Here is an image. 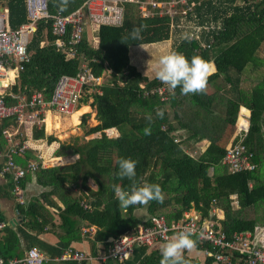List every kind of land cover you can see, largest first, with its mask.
Segmentation results:
<instances>
[{"label": "trees", "instance_id": "16d2710c", "mask_svg": "<svg viewBox=\"0 0 264 264\" xmlns=\"http://www.w3.org/2000/svg\"><path fill=\"white\" fill-rule=\"evenodd\" d=\"M84 0H69L67 10L59 11V0H47L50 13L67 14L78 8ZM188 17L196 24H218L213 30H203L200 39L182 41L173 37L172 49L184 54L189 60L199 55L213 60L215 72L204 92L182 95L180 89L161 100L157 93L143 96L139 88L140 72L129 61V47L167 40L170 35V19L167 16H143L134 3L123 5V19L119 25H100L96 29V45L84 35L78 53L67 59L55 49L51 33V19H41L28 42L30 60L17 71L10 84L14 94L43 89L49 97L52 89L63 75H76L86 60L94 76L105 69L112 84L103 82L85 97L91 98L90 106L96 110L98 123L90 126L86 134L100 132L99 136L60 142L54 151L57 156L78 157L64 165L44 167L35 152L26 150L15 155L20 166L35 160L38 165L28 171L20 184L35 179L42 187L38 196L18 204V221L34 232L53 231L68 246L80 239L81 223L94 225L92 250L101 243L110 245L109 237L133 231L139 224L148 225L152 216H164L167 223L178 220L183 212L194 207L202 217L207 216L211 206L224 211V232L252 230L264 221V0H194ZM8 26L16 29L28 21L25 0H0ZM144 25L140 40H132L133 27ZM210 43L202 47L201 42ZM262 69V73L260 70ZM257 72V74H254ZM259 75V76H256ZM244 78L255 79L253 84L242 85ZM118 78L123 82L119 84ZM148 87L161 84L157 79L145 83ZM17 98L6 97L7 104ZM240 106L250 110L246 131L233 136ZM90 108L86 105L83 112ZM163 112V117L156 115ZM168 110L170 112H168ZM87 114H82L85 122ZM151 115V134L144 135ZM240 116V113H239ZM240 118V117H239ZM14 118L0 119V153L8 149L3 129ZM50 113L42 128L49 132ZM239 125V119H238ZM115 127L117 136H108L104 130ZM43 129L32 127V137L45 138L47 143L56 138L45 135ZM184 131L186 142L209 141L197 157L188 156L178 133ZM50 134V133H49ZM241 139L248 145L255 164L253 170L231 172L222 163L225 149L230 143ZM131 157L138 161L136 181L138 184H158L164 195L163 202L150 201L147 205L121 207L115 197L113 185L128 190L131 181L117 176V160ZM7 173L9 186L13 188L12 174ZM88 179L98 184L96 190L88 186ZM235 194L238 206L232 207L230 195ZM13 195V194H12ZM15 196V195H14ZM214 200V201H213ZM84 201L88 207H84ZM144 208V215L136 211ZM57 217L58 220L55 218ZM56 219V220H55ZM4 237L17 243L11 224L5 223ZM195 239V238H194ZM196 240V239H195ZM197 241V240H196ZM198 242V241H197ZM199 243V242H198ZM201 247L206 244L199 243ZM7 246V244H6ZM9 249H1L4 257ZM187 264H196L184 256ZM160 251L146 254L138 264H160ZM71 264V263H66Z\"/></svg>", "mask_w": 264, "mask_h": 264}, {"label": "built area", "instance_id": "2783aa9c", "mask_svg": "<svg viewBox=\"0 0 264 264\" xmlns=\"http://www.w3.org/2000/svg\"><path fill=\"white\" fill-rule=\"evenodd\" d=\"M194 0H84L73 11L62 14L50 13L47 0H25L28 21L16 29L8 26L5 11L0 7V119L14 118L17 125L28 124L40 127L43 121L42 114L46 109H53L58 113L71 114L79 106L85 86L103 83L100 76H94L88 65L82 64L80 71L74 75H61L56 81L49 97H45L43 89L25 93L14 94L10 84L17 71L23 69L30 60L28 42L36 29V23L41 19H51V33L55 36V49L62 52L65 58H73L78 53L80 42L84 36L85 24L89 23L93 29L100 25H119L123 19V5L134 3L143 16H167L170 19V35L180 37L184 30L196 29L193 39H200L203 30L219 28L218 24H196L188 17L193 10ZM201 42L202 47H209L210 43ZM109 74V72H107ZM102 75V74H101ZM110 76V74H109ZM119 84L123 82L118 78ZM143 96L157 93L161 100H166L170 94L167 85L158 84L147 86L139 83ZM10 95L17 98L13 104L6 103ZM241 126L236 132L246 131ZM3 134L11 146L6 153V161L0 168V174L11 173L13 178L12 193L18 202L22 203L20 181L28 171H34L38 163L29 160L25 166L15 162V155H21L29 148L26 142H14L12 133L6 128ZM178 142V139H174ZM252 152L241 139L228 144L222 157V163L231 172L253 170L255 164L251 161ZM40 158L41 156L38 155ZM232 207H237L235 194L230 195ZM214 201V200H213ZM84 207L88 204L81 202ZM216 206H211L207 216L200 213L191 214L186 210L176 221L167 223L164 216H152L148 225L139 224L135 230L129 231L116 238L111 237L110 245L97 252L96 257L108 264H118L128 259L135 244L151 246L155 242H165L180 230H189L192 238L203 247L206 256L222 264H264V221L252 230L234 231L227 235L213 218ZM4 222H0V229ZM84 234L94 235L93 226L84 228ZM90 258L89 253L70 246L63 248L62 252L53 258L46 257L36 246L28 247L21 255L4 257L0 253V264H43L50 261L53 264H85Z\"/></svg>", "mask_w": 264, "mask_h": 264}, {"label": "crops", "instance_id": "0c3cea01", "mask_svg": "<svg viewBox=\"0 0 264 264\" xmlns=\"http://www.w3.org/2000/svg\"><path fill=\"white\" fill-rule=\"evenodd\" d=\"M31 37V36H30ZM174 38L172 36H168L167 42H168V47L161 46L160 47V53L156 55L155 58L154 55L151 57L147 53V46L150 44L154 45L156 43L162 42H154V43H147V44H140V45H132L129 47V61L132 65L136 67V69L140 72L142 76V80L139 83H146L152 79H154V73L152 70V65L156 62L157 58L159 55L164 52L168 48H172L171 44L173 43ZM165 41V40H163ZM170 42H172L170 44ZM173 45V44H172ZM70 59V58H67ZM210 62H213V60H210ZM82 64L87 65V61L84 60ZM107 70L102 71V75H100L101 79H103V82H107L109 84H112V82L109 80L110 76L107 73ZM250 79L244 78L242 81V85H247L251 84L249 82ZM254 82V81H253ZM11 90V89H10ZM89 104V105H87ZM90 106V102L86 101V103L80 102L78 108ZM77 108V109H78ZM76 109V110H77ZM48 110V109H46ZM45 110V111H46ZM51 112L50 113V118H51V113L52 116L54 117V113H58L53 109H49ZM45 111L41 115L43 118V121L40 124V127L35 125L37 128L43 129L42 125L44 123V117H45ZM96 112V110H95ZM168 112H170L168 110ZM240 113V116H239ZM96 114V113H95ZM240 117V118H239ZM249 117H250V110L245 108L244 106H240L238 113H237V120L235 123V131H233V136H236V132L238 129L241 127L238 125V119H239V124L242 123V126L248 127L249 125ZM98 123V122H97ZM96 123V124H97ZM22 126V130L20 127ZM34 125L30 126L28 124L25 125H17L16 121L9 123L5 128L12 133V139L14 142H26L29 145V148L27 150H32L35 152L36 156L40 155L41 157L40 162L41 165L44 167L48 166H54V165H64L70 162H63L64 160L67 161V158H71L73 162L78 155H63V156H57L54 154L55 149L57 146L50 151V149L45 146H43V143H39V140L42 138L35 139L32 137V127ZM50 126H51V119H50ZM4 128V129H5ZM104 132L108 136H117L119 134V131L115 127H111L108 129H105ZM98 133L99 136L100 132ZM178 136L177 139L180 140L182 148L184 149L185 153L190 156V157H197V155L204 151L205 148L208 146L209 141L206 139L200 140L196 143H191V142H186L184 140V131L177 132ZM6 138V137H5ZM7 140V138H6ZM8 141V140H7ZM50 144V143H49ZM11 146V142L8 141V149L5 152L0 153V168L6 161V153L8 152L9 148ZM46 151H45V149ZM48 153V157L46 158V154ZM52 156V157H51ZM15 159V158H14ZM16 162V160H15ZM17 163V162H16ZM19 165V164H18ZM5 174H0V222L10 223L12 226V229L15 232L16 235V241L17 243L14 244L10 241V239H7V237H4V232L0 231V247L1 249H9V252L7 254H13L14 256L21 255L28 247L30 246H36L41 250V252L49 258H53L58 256L63 248L67 247L64 245V243L59 239L56 233H53V231H44V232H34L28 228H26L22 223L18 221V209L17 205L18 204H23L25 201H28L29 199L33 198L34 196H38L42 190V187L36 184L35 179L32 177V180L26 181L24 187L21 186V198L23 200L22 203L18 202L15 198V194L12 193V189L9 186L8 182L10 181L8 176ZM11 175V174H10ZM14 184V182H13ZM87 184L89 187L92 189L96 190L98 188V184L95 183L92 179H88ZM13 194V195H12ZM235 207V206H234ZM216 211L213 213V218L216 220L218 225L224 229V211L220 207L216 206ZM144 208H141L137 210L136 212L140 215H144ZM188 211H190L191 214H198L200 213L198 210H196L194 207L190 208ZM57 220L58 218L55 217ZM55 219V220H56ZM93 226L95 229L94 225H86L83 222L81 223V232H80V239L71 241L68 246L76 248V249H81L84 250L85 252L89 253L90 258L86 261L85 264H108V261H101L96 257L97 252H99L102 249H105L101 243H96L95 244V251L92 250V236L90 234H84L82 231L84 228H88ZM2 230V229H0ZM174 235V234H173ZM111 237L108 238L110 240ZM195 241V246L190 249V250H185L184 256L187 258H190L193 260L196 264H222L220 262L215 261L213 258L206 256L204 253L203 247L199 245V243L192 238ZM164 242H155L151 246H144L140 244H135L132 254L130 257L123 262H120L118 264H138L139 261L148 253L151 251H160V247ZM7 244V246H6ZM43 264H53L50 261H46Z\"/></svg>", "mask_w": 264, "mask_h": 264}, {"label": "clouds", "instance_id": "9594fccd", "mask_svg": "<svg viewBox=\"0 0 264 264\" xmlns=\"http://www.w3.org/2000/svg\"><path fill=\"white\" fill-rule=\"evenodd\" d=\"M69 0H59L57 5L59 11L67 10ZM144 25L133 27L130 32L132 40L142 39L141 32ZM197 30H184L180 33L182 41H190L194 38ZM154 78L162 84L167 85L168 90L173 95L177 88L182 95L197 94L204 92L207 88L209 77L215 72L214 62L205 60L199 55H193L189 60L184 54L168 48L162 52L152 65ZM156 115L163 117V112L158 110ZM149 126L143 129L144 135L151 134L152 117H147ZM138 161L131 157L118 158L119 171L117 176L120 179L127 178L131 181L130 188L125 190L119 185H113L116 199L121 207L135 205H147L150 201L163 202L164 195L158 184L142 183L136 181V166ZM195 246L192 233L189 230L177 231L170 238L166 239L160 247V264H187L184 258L185 250H190Z\"/></svg>", "mask_w": 264, "mask_h": 264}, {"label": "rangeland", "instance_id": "374dc122", "mask_svg": "<svg viewBox=\"0 0 264 264\" xmlns=\"http://www.w3.org/2000/svg\"><path fill=\"white\" fill-rule=\"evenodd\" d=\"M84 35L87 37V41H89L91 43V45L95 46L96 45V29L92 28V25L89 23L85 24V30H84ZM172 42H170L171 44ZM161 46H165L168 47V42L167 40L156 43L154 45L150 44L149 46H147L148 50L147 53L152 57L154 55L153 58L156 57V55H158L160 53V47ZM172 46V44H171ZM258 73H262V69L260 70V72ZM254 74H257V72H255ZM259 76V75H256ZM250 79L249 82H251V84H253V81L255 79L252 78H248ZM94 87H89L83 90L82 93V98L85 97L87 94H89ZM88 103L91 102V98H88ZM89 105V104H87ZM79 109V108H78ZM76 111V110H75ZM74 111V112H75ZM95 108L91 107L88 111L85 112H81L80 114L77 115V119H73L72 118V114H64V113H54V117L52 116L51 113V126L49 123V132L45 133V135H52L54 136L56 139L52 142L47 143L46 139H40L39 143H43L42 145L47 147V149L49 148L50 151H52L56 146L59 145L60 142H67L70 141L71 139H73L74 137H79V140L82 139H87L93 136L98 135V133H93V134H86L87 129L90 126L95 125L98 121L95 118ZM82 114H87L86 115V119L85 122H83L81 120V116ZM59 124V127L56 128L55 125ZM20 129L22 130V126L20 127ZM50 133V134H49ZM45 149V148H44ZM46 151V149H45ZM47 152V151H46ZM46 158L48 157V153L46 154ZM52 157V156H51ZM67 161H63V162H71L72 159L71 158H67Z\"/></svg>", "mask_w": 264, "mask_h": 264}, {"label": "bare ground", "instance_id": "6f19581e", "mask_svg": "<svg viewBox=\"0 0 264 264\" xmlns=\"http://www.w3.org/2000/svg\"><path fill=\"white\" fill-rule=\"evenodd\" d=\"M83 110H84V107H81V108L77 109V110H76L75 112H73V114L71 115L72 118H73V119H77V115L80 114L81 112H83ZM49 112H51V111H50V110H46V111H45V116H46V114L49 113ZM44 119H45V117H44ZM239 126H242V123L239 124ZM55 127L58 128V127H59V124L57 123V124L55 125Z\"/></svg>", "mask_w": 264, "mask_h": 264}]
</instances>
